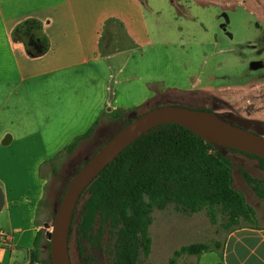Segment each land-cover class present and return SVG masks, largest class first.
Listing matches in <instances>:
<instances>
[{
	"label": "crops",
	"instance_id": "obj_1",
	"mask_svg": "<svg viewBox=\"0 0 264 264\" xmlns=\"http://www.w3.org/2000/svg\"><path fill=\"white\" fill-rule=\"evenodd\" d=\"M146 2L0 0V264L32 260L47 183L42 164L117 112L158 93L200 91L211 96L212 111L264 135V81L202 85V70L179 47L181 28L172 39L159 35L166 29L150 28ZM30 18L50 41L40 56L13 38ZM220 254L223 264H264V224L232 229Z\"/></svg>",
	"mask_w": 264,
	"mask_h": 264
},
{
	"label": "rangeland",
	"instance_id": "obj_2",
	"mask_svg": "<svg viewBox=\"0 0 264 264\" xmlns=\"http://www.w3.org/2000/svg\"><path fill=\"white\" fill-rule=\"evenodd\" d=\"M146 1L149 5L150 28L166 29L165 33L159 35L172 39V31L181 28L182 32L177 37L183 44L179 47L187 51L188 65L195 59V64L202 70L198 72L202 85H244L257 80L264 81V0ZM152 10L157 14H152ZM159 98L166 105L212 110L211 102H204L206 98L201 94L170 90ZM229 122L245 127V124L237 120ZM123 125L124 119L117 117L103 122L89 139L79 143L72 153L61 160L57 173L51 169L47 171L48 183L41 208L43 214L40 215L43 224L40 228H45L46 223L53 224L52 211L56 210L64 195L71 171L79 167ZM246 127L264 136L258 127ZM222 151L232 161L234 187L253 207L254 214L249 218L240 217L232 221L219 205H208L196 211L189 204L175 199L167 201L165 205L148 199L152 217L149 227L151 243L149 252L141 251V264H169L175 250L196 242L207 243L215 250L200 255H183L176 264H223L220 253L232 229L252 222L264 224V199L259 197L244 175L247 172L264 182V166L258 158L243 152L226 147ZM86 197L87 194L81 197L75 211L74 230L70 239L72 262L112 264L113 241L117 232L114 219L98 217L90 236L84 240L78 237L77 225ZM45 229L47 232L52 227ZM38 250L39 260L33 263L30 257L28 264H51L46 239L41 240Z\"/></svg>",
	"mask_w": 264,
	"mask_h": 264
},
{
	"label": "trees",
	"instance_id": "obj_3",
	"mask_svg": "<svg viewBox=\"0 0 264 264\" xmlns=\"http://www.w3.org/2000/svg\"><path fill=\"white\" fill-rule=\"evenodd\" d=\"M13 38L23 42L31 56H40L50 47V41L42 30V22L35 18L18 24L13 31ZM192 93L203 95L206 103L211 101V96L204 92L192 91ZM164 94L158 93L130 112H117L115 118H123L124 127L133 120L130 114L134 113L135 117H138L152 108L166 105L161 103L162 99L159 98ZM95 131L96 129L91 130L86 136L70 145L53 164L49 162L42 164L40 170L42 176L46 177L49 169L57 173L61 160L67 154L72 153L82 140L89 139ZM118 131L108 137L100 148ZM226 148L258 158L264 166V158L260 156L231 147ZM99 149L71 171L66 189L75 174ZM232 168L231 159L222 150L192 130L177 123L159 125L132 142L85 189L82 196L87 194V197L84 200L81 218L77 225L78 237L82 240L88 238L98 217L112 218L117 224V232L113 241L112 264H141V251L149 252L151 243L149 227L152 224V217L148 199L160 205H165L167 201L175 199L189 204L196 211L208 205H219L232 221L240 217L249 218L254 214L253 207L234 187ZM244 175L259 197L264 199V182L247 172H244ZM61 200L56 210L52 211L53 218ZM43 203L44 197L37 213L36 223L39 229L31 261L34 263L39 260L38 249L44 238L48 247L49 261L53 264L50 251L51 241L45 235L46 229L40 228L43 224L40 220V215L43 214L41 210ZM74 219L75 214L73 221ZM73 230L72 223L69 249ZM214 250L204 242L183 245L174 251L169 264H176L178 258L183 255H200Z\"/></svg>",
	"mask_w": 264,
	"mask_h": 264
},
{
	"label": "water",
	"instance_id": "obj_4",
	"mask_svg": "<svg viewBox=\"0 0 264 264\" xmlns=\"http://www.w3.org/2000/svg\"><path fill=\"white\" fill-rule=\"evenodd\" d=\"M133 120L110 138L75 174L56 211L53 224H45L46 237L51 241L53 264H73L69 237L77 205L85 189L132 142L149 130L167 123H177L192 130L222 150L231 147L264 158V136L225 120L209 110L168 104L152 108ZM5 204L0 187V212Z\"/></svg>",
	"mask_w": 264,
	"mask_h": 264
}]
</instances>
